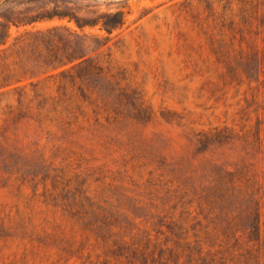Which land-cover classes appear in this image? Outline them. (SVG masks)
<instances>
[{
  "label": "rangeland",
  "instance_id": "obj_1",
  "mask_svg": "<svg viewBox=\"0 0 264 264\" xmlns=\"http://www.w3.org/2000/svg\"><path fill=\"white\" fill-rule=\"evenodd\" d=\"M54 10L0 45V264H264V0L0 22Z\"/></svg>",
  "mask_w": 264,
  "mask_h": 264
},
{
  "label": "trees",
  "instance_id": "obj_2",
  "mask_svg": "<svg viewBox=\"0 0 264 264\" xmlns=\"http://www.w3.org/2000/svg\"><path fill=\"white\" fill-rule=\"evenodd\" d=\"M68 14L59 11H51L43 14H38L36 16H5L1 15V17L5 18L6 21L0 22V45H5L7 43L9 34L10 23L21 26V25H30L39 21H43L46 19H54L58 17L62 19L66 17ZM79 23V20H77ZM101 23V26L109 33H112L114 30L122 27L124 24V13L116 12V13H106L100 16L99 20L96 21V24ZM84 25L80 24V27Z\"/></svg>",
  "mask_w": 264,
  "mask_h": 264
}]
</instances>
